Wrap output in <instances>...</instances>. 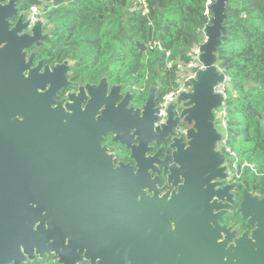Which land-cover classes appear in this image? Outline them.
Wrapping results in <instances>:
<instances>
[{
    "label": "water",
    "instance_id": "1",
    "mask_svg": "<svg viewBox=\"0 0 264 264\" xmlns=\"http://www.w3.org/2000/svg\"><path fill=\"white\" fill-rule=\"evenodd\" d=\"M0 0V264L53 255L58 264H264V199L243 191L236 209L252 228L223 224L234 209L215 113L228 79L216 67L229 0H209L205 40L191 91L167 108L160 128L156 90L143 106L101 79L56 100L67 62L32 68L26 51L40 45L17 14L18 0ZM144 51L145 47L137 44ZM27 73L28 75H25ZM180 124L190 128L177 137ZM123 146L133 164L108 155L104 139ZM163 144L167 147L161 159ZM157 151L153 154L154 148ZM154 176V177H153ZM161 178L166 184L161 187ZM168 187L172 188L167 191Z\"/></svg>",
    "mask_w": 264,
    "mask_h": 264
},
{
    "label": "trees",
    "instance_id": "2",
    "mask_svg": "<svg viewBox=\"0 0 264 264\" xmlns=\"http://www.w3.org/2000/svg\"><path fill=\"white\" fill-rule=\"evenodd\" d=\"M207 0H20L38 6L57 62L72 63L70 80L96 84L106 79L144 104L151 88L160 103L176 88L177 65L187 64L192 46L208 25ZM216 67L224 86V141L244 166L234 191L228 226L250 229L236 209L243 191L264 199V0H229ZM137 44L145 47L141 51ZM54 61V62H55ZM119 161L128 154L108 145ZM27 264H58L46 255Z\"/></svg>",
    "mask_w": 264,
    "mask_h": 264
},
{
    "label": "flooded vegetation",
    "instance_id": "3",
    "mask_svg": "<svg viewBox=\"0 0 264 264\" xmlns=\"http://www.w3.org/2000/svg\"><path fill=\"white\" fill-rule=\"evenodd\" d=\"M19 2H20V0H18L17 2H16V4H15V8H16V11H17V14L15 15V16H13L11 19H9L8 20V22H9V29H12L15 25H16V23H17V21L19 20V18L20 17H23L22 18V23H26V22H28V27H27V29L25 30V31H22V33L21 34H31V29L33 28V26L37 23V22H40L41 24H42V33H41V36H46L47 38L45 39V40H40L39 41V44L40 45H36V44H34V45H32V47H30V49H28L27 51H26V61H28L29 60V58H30V56L31 55H33V63H32V68H35L37 65H38V63L40 62V61H42V66H41V71H43L44 70V68L45 67H49V68H53L54 66H57V65H61V64H63V63H65V62H67L68 63V65L70 66V70H69V75H68V81L70 82V83H72V84H76L77 85V87H66V88H64V89H62L58 94H57V96H56V100H58V101H60V100H66L67 99V96H68V94H70V93H77V89H78V87L79 86H83V85H85V84H90V83H85V84H79V83H76V82H72L71 80H70V72H71V68H72V63L70 62V61H68V60H64V61H62V62H57V61H55L56 60V58H55V54L57 53V51H58V49H59V47L56 49V50H52V52H51V46H49L48 45V41H49V32H48V27L45 25V22H44V20H43V18H42V9L41 8H39L38 6H31L29 9H27L25 6H22L21 4H19ZM8 3V0L7 1H5L4 3H3V5H6ZM33 7H36L37 8V11H38V13L40 14V21H37V22H35V23H31V20H30V17H31V9L33 8ZM55 61V62H54ZM100 82V81H99ZM98 82V83H99ZM98 83H96V84H90V85H98ZM109 86H112V85H110L109 84ZM127 91H129V90H126V89H124L123 88V91H122V95H124L125 94V92H127ZM130 93H132L131 91H129ZM133 94V93H132ZM133 98H134V94H133ZM156 100V99H155ZM133 101V100H132ZM145 103V102H144ZM159 104L160 103H157L156 102V108H158V110H159V114H158V121L154 124V128H160L163 124H165V122H166V120H167V111H166V114H165V116H162L161 115V112H160V109H159ZM130 106H132L134 109H140L142 106H140V107H134L133 105H132V102H131V104H130ZM179 107H180V104H178L177 102H176V110H178L179 109ZM190 127L189 126H187V125H183V124H180L179 125V127H178V130H176L175 131V133H176V136L177 137H184L185 136V133H182V129H184V130H188ZM111 139H112V136L111 135H108L105 139H104V141H103V143H102V145H104V146H106L107 147V150H108V155H113L114 157H115V165L117 166V164L118 163H124V164H133V162H132V160L130 159V154H129V152L123 147V146H121V145H119V144H116V143H113L112 141H111ZM109 143L110 144H114V145H118V146H120L122 149H124V151L128 154V160L127 161H119L118 159H117V156H116V154L115 153H113V152H110L109 151V149H108V145H109ZM159 148H162V153H161V159H164L165 158V154H166V151H167V147H165L163 144H161L160 146H159ZM157 149H158V147L156 148H154V152H153V154L157 151ZM154 177V176H153ZM166 184V180L164 179V178H161V187L162 186H164ZM233 184H236V183H233ZM172 190V188H170V187H168V189H167V191H171ZM234 193V192H233ZM242 195V194H241ZM235 200V199H234ZM241 200V199H240ZM236 202V201H235ZM236 206V205H235ZM234 206V207H235ZM231 212V211H230ZM241 218V217H240ZM244 221V220H243ZM246 222V221H245ZM223 224H225L224 223V220H223ZM247 224V223H246ZM225 225H227V224H225ZM228 226V225H227ZM228 227H231L232 229H236L237 231H238V233H237V236L236 237H238V236H240L242 233H244V232H251L252 231V228L250 227V229H240L239 227H232V226H228Z\"/></svg>",
    "mask_w": 264,
    "mask_h": 264
},
{
    "label": "built area",
    "instance_id": "4",
    "mask_svg": "<svg viewBox=\"0 0 264 264\" xmlns=\"http://www.w3.org/2000/svg\"><path fill=\"white\" fill-rule=\"evenodd\" d=\"M209 0H207L206 6L209 4ZM207 13V11H206ZM40 14L37 11L36 7H33L31 9V23H35L37 21H40ZM202 40L192 46L190 51L188 52L187 56L189 57L190 61L187 64H178L177 70L175 73V84L176 88L172 89L166 96L163 97L162 101L159 104V109L162 116H165L167 108L169 105L176 103L178 97L183 93H188L191 91V84L190 82L195 78V69L201 70L203 69L202 64L199 61L200 56V47L204 42V37L201 35ZM224 86L217 87L215 89L216 93H222ZM215 120L216 124L215 127L217 128L218 132L222 136L221 142L217 146V150H219L222 154H224L226 158V174L227 184H233L236 183V181L240 178V174L242 172V169L244 166H238V159L234 152H232L225 144L224 141V130L226 127L225 122V113L221 109H219L215 113ZM182 133H186V130L182 129Z\"/></svg>",
    "mask_w": 264,
    "mask_h": 264
},
{
    "label": "snow or ice",
    "instance_id": "5",
    "mask_svg": "<svg viewBox=\"0 0 264 264\" xmlns=\"http://www.w3.org/2000/svg\"><path fill=\"white\" fill-rule=\"evenodd\" d=\"M25 75H28L27 73H25Z\"/></svg>",
    "mask_w": 264,
    "mask_h": 264
},
{
    "label": "rangeland",
    "instance_id": "6",
    "mask_svg": "<svg viewBox=\"0 0 264 264\" xmlns=\"http://www.w3.org/2000/svg\"><path fill=\"white\" fill-rule=\"evenodd\" d=\"M205 39V38H204Z\"/></svg>",
    "mask_w": 264,
    "mask_h": 264
}]
</instances>
